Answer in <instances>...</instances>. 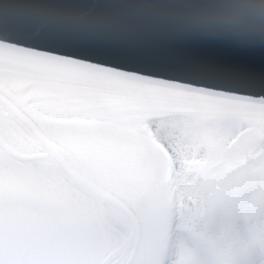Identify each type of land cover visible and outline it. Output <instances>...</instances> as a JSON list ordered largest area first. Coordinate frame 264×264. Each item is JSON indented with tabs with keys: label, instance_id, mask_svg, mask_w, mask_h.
Listing matches in <instances>:
<instances>
[{
	"label": "rangeland",
	"instance_id": "obj_1",
	"mask_svg": "<svg viewBox=\"0 0 264 264\" xmlns=\"http://www.w3.org/2000/svg\"><path fill=\"white\" fill-rule=\"evenodd\" d=\"M0 82L20 100L35 98L39 111L59 110L70 117H84L75 122L77 129L68 128L65 136L56 126H49L45 132L64 144L77 163H86L99 179L100 175H110L112 183H120L125 190V197L137 202L140 219L146 225L135 264H146L149 253L153 252L154 235L150 228L159 222L164 210L160 197L145 191L141 160L136 159L135 166L127 163L115 140L142 143L147 140L145 134L149 131L148 137L152 133L158 140L160 136L164 148L166 144L173 145L168 159L173 164L171 173L178 170L181 183L190 177L185 164L189 158L188 144L199 161L201 155L204 161L209 158L214 167L221 161L227 164L226 175L221 172L223 165L216 169L217 175L209 167L211 180L208 183L222 205L225 229H232V232L221 241L220 249L216 247V257L206 264H264V209L253 205L248 216H243L245 189L239 193L237 185L233 184L239 179L236 175L241 176L243 170L238 168L241 164L223 152L226 144L229 146L240 135L237 132L244 126L240 124L242 121L247 122L246 129L257 128L264 134V103L141 80L1 44ZM84 124H90V132ZM183 137L185 144H182ZM141 143L138 149H142ZM175 144L188 146L183 150L185 157H177ZM160 161L161 172L150 157L147 164L154 179L159 181L164 178V166H167L161 157ZM249 162H252L247 167L251 183L264 186V144ZM229 175L234 176L230 178ZM255 190L261 192L257 198L264 203V188L256 187ZM238 196L241 202L237 203L235 197ZM148 197L151 199L147 200ZM197 208L196 198H184L179 224L186 228L191 225L199 234L216 236ZM194 243L192 237L178 233L167 264H195L193 259L186 261L193 253Z\"/></svg>",
	"mask_w": 264,
	"mask_h": 264
},
{
	"label": "water",
	"instance_id": "obj_2",
	"mask_svg": "<svg viewBox=\"0 0 264 264\" xmlns=\"http://www.w3.org/2000/svg\"><path fill=\"white\" fill-rule=\"evenodd\" d=\"M0 44L141 80L264 103V0H0ZM15 121L48 150L42 157L70 182L93 197L102 194L75 175L17 111ZM263 142L264 134L249 128L227 150L246 162ZM109 197L130 219L132 238L137 237L131 210ZM117 252L112 250L106 260Z\"/></svg>",
	"mask_w": 264,
	"mask_h": 264
},
{
	"label": "flooded vegetation",
	"instance_id": "obj_3",
	"mask_svg": "<svg viewBox=\"0 0 264 264\" xmlns=\"http://www.w3.org/2000/svg\"><path fill=\"white\" fill-rule=\"evenodd\" d=\"M15 111L51 143L75 175L88 180L102 194L93 197L76 187L53 163L43 158L48 150L15 121ZM67 114L59 110L39 111L35 98L20 100L0 82V264H135L140 256L146 225L140 219L137 202L126 198L125 190L120 183H112L110 175H100L99 179L86 163H82L83 166L77 163L64 144L45 132L49 126H56L65 136L68 128L77 129L75 122L84 117ZM93 126L99 130L97 125ZM83 127H89L88 132L91 131L90 124ZM102 128L106 129L105 126ZM148 133L145 134L147 140L142 143H133V140L115 142L127 163L135 166L136 159L141 160L146 193L152 191L162 200L164 214L150 228L154 243L146 264H165L172 256L169 247L174 244L172 238L178 232L173 230L176 216L172 211H178L179 206L178 194H175L179 172L173 170L171 173L173 164L168 159V151L173 145L166 144L164 148L160 136L157 140L155 134L148 137ZM182 140L185 144V137ZM140 143L142 149H138ZM174 147L177 157H185L183 150L187 145L175 144ZM158 155L163 164L167 163L164 182L155 180L147 165L150 157L161 172L163 165ZM192 156L195 157L194 152ZM199 157L203 160L201 155ZM191 158L186 159L191 161ZM109 196L131 210L138 222L137 237L132 238L130 219L110 204ZM114 249H118V254L106 260Z\"/></svg>",
	"mask_w": 264,
	"mask_h": 264
},
{
	"label": "trees",
	"instance_id": "obj_4",
	"mask_svg": "<svg viewBox=\"0 0 264 264\" xmlns=\"http://www.w3.org/2000/svg\"><path fill=\"white\" fill-rule=\"evenodd\" d=\"M246 123L247 122H243V121L240 123V124H244V126L241 127L242 130H239L237 133H241L242 131L246 129L245 127ZM192 152L195 153V151H192V148L189 145L188 155L191 156L192 158H191V161L188 160L185 163L187 165V172L190 175L188 181L181 183L180 174L177 175L178 176V188L175 189V194H178V200H179L178 210L181 214L182 203H183L184 198H187V197L196 198L197 205H198L197 209H199V213L201 214V217L203 218V220H205V223L207 224L210 231L215 230L214 235L216 236H209L207 234H199L194 229L193 226L190 225L189 228H186V225L184 224L182 225L179 224L177 234L179 233V236L187 234L188 236L192 237L195 240V243H194L195 248L193 250V253L188 258H186V261L193 259L195 260V264H206L210 259H214L216 257V254H215L217 252L216 247L218 246L220 249L221 241L227 238V233L229 231L232 232V229H225L226 222H224V218L222 215V205L221 203L218 202V199L216 200V193L212 190V188L209 187V183H208L211 180L210 178L211 173L209 172L208 168L210 167L216 171L217 168L223 165L221 168L222 169L221 172L223 175H226L227 164L226 163L221 164L222 163L221 161L219 165L216 164V167H214V165L210 162L209 158H206L205 161L204 160L199 161L198 159H196L198 158V155H195L196 157L195 158L194 156H192ZM228 153H230V151ZM231 158L235 160L238 164H241L240 166H238V168H241L243 170V174L241 176L236 175V177H239V179L236 183H233V184L237 185L236 191L239 193L241 192V190L245 189L244 195H243V201L245 202L244 204L245 210L243 212V216L247 217L253 205H257V208L264 209V203L260 200V198H257V196L261 192H256L255 190L256 187L259 189H263L264 186L251 183L250 181L251 172L247 170V167L252 162H249V161L243 162V161L237 160L236 158H233V157ZM217 172L218 171H216L215 175H217ZM233 176L234 175H229L230 178H232ZM242 181L243 183L241 185ZM235 202L237 203L241 202L240 196H238L237 198L235 197ZM215 208H218L219 212ZM218 213H219V216H218ZM252 225L254 224L252 223ZM177 234H176V237H177Z\"/></svg>",
	"mask_w": 264,
	"mask_h": 264
}]
</instances>
